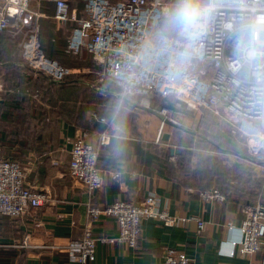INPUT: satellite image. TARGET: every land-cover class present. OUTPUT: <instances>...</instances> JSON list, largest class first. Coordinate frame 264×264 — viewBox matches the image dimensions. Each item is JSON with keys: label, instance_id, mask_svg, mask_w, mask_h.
Wrapping results in <instances>:
<instances>
[{"label": "built area", "instance_id": "obj_1", "mask_svg": "<svg viewBox=\"0 0 264 264\" xmlns=\"http://www.w3.org/2000/svg\"><path fill=\"white\" fill-rule=\"evenodd\" d=\"M54 4L53 18L59 26L69 22L77 25L70 32L65 53L79 57L84 51L91 54L99 69L101 81L113 80L122 95L131 90V98L155 96L172 99L186 111L208 112L221 120L232 135L245 137L248 143L264 140V26H255L264 16V0H206L213 11L204 16L196 39L167 35L163 29L164 13L175 0H0V39L8 31L23 33L20 44L24 61L36 72L61 83L72 70L57 60L48 58L40 41V19L45 15L43 2ZM72 5H82V16ZM253 28L254 43L261 49L260 59L250 63L243 51L237 52V41ZM3 85H0L2 91ZM170 108L159 106L162 118L158 134L168 123L178 124L167 114ZM108 124L105 118L92 117ZM117 137L114 129L89 133L79 131L70 152V176L88 192L104 185V174L118 181L119 171L103 172L98 168L100 150L111 145ZM97 141L96 146L92 139ZM264 150V144L261 147ZM250 155H257L252 145ZM264 161V154L262 156ZM34 160V159H33ZM264 173V170H263ZM26 169L9 158H0V215L18 219L42 208L50 199L48 192L38 190L26 181ZM204 202L223 203L227 196L217 188L200 191ZM243 221L240 239L232 242L231 256L236 253L252 256L264 251V199L242 206ZM89 223L80 242L67 248L68 258L76 264L95 261L97 239L92 223L102 217H112L118 235L101 239L135 248L141 236L144 220L154 219L165 226L196 222L199 230L206 223L198 217H175L160 210L155 196L140 202L116 201L100 207L88 206ZM162 264H196L184 254L167 251ZM264 264V263H263Z\"/></svg>", "mask_w": 264, "mask_h": 264}, {"label": "crops", "instance_id": "obj_2", "mask_svg": "<svg viewBox=\"0 0 264 264\" xmlns=\"http://www.w3.org/2000/svg\"><path fill=\"white\" fill-rule=\"evenodd\" d=\"M72 7H77L78 15L81 17L82 5H72ZM44 9L50 12H45ZM41 10L45 14L40 19L41 25L46 20H51L61 31L62 26L59 27L53 18L54 4L45 1L42 3ZM70 26L72 28L75 25L70 24ZM71 28L64 30V49L72 31ZM5 40L6 38L2 37L0 45L5 44ZM40 41L42 44L41 35ZM47 48L49 53H52V40L47 44ZM89 55V61L92 63V56ZM53 59L56 60V58ZM70 59L73 57L70 56ZM74 59L80 58L74 57ZM74 66L75 68H70L73 73L70 76L78 77L84 86H90L92 89L93 85L86 81L89 79L88 76L80 72L82 69L86 70L84 67L87 64L82 60ZM116 88L118 90L113 92L106 90L102 93L100 91L99 97L95 96V99L100 98V101H105L108 98L114 101L115 105L116 101L122 97L120 89ZM61 90H53V95L51 94L52 125L50 128L52 131L50 133L52 136H50L51 139L48 137L46 140L47 143L52 142L51 149L48 153L34 154V156L31 152L22 163L26 169L27 183L38 190L48 192L50 199L42 208L18 219L0 215V264H76L69 260L67 248L82 240L89 223L88 206L90 203L103 207L116 201L140 202L149 196L157 197L159 209L167 211L172 216H195L202 219L206 223L205 229L199 230L197 223L193 221L181 225L165 226L158 220L147 219L142 222L138 245L131 248L122 243L101 241V239L116 238L118 235L116 220L112 217H102L100 221L92 223L93 234L99 241L95 261L91 264H162L167 251L170 250L184 254L196 264L264 263L263 250L252 256H243L239 253L234 256L230 255L232 242L240 239L239 228L243 221L242 206L248 203H245L246 201L237 193L229 195L223 203L204 202L199 195L202 190L184 182V178L178 177L173 164L178 162L181 150L177 146H172L170 137L166 141L164 140L165 134L163 135L162 141L172 147L161 152L157 151L153 141L147 138L145 131L146 133L148 131L158 133L161 124L159 122L155 125L145 124L143 134L141 133L136 111L141 108L148 112V116L144 115L143 121L152 120L150 118L152 111L148 107L136 105L134 101H131L127 107L128 111H123L126 113L125 117H115L110 130L114 129L117 137L112 140L111 145L100 150L99 154L100 170L103 172L119 171L121 178L116 181L108 174H104L103 187L92 193L88 192L69 173L72 142L80 129L95 133L104 130L107 124L89 117V113L94 111L91 104L89 107L86 105L85 110L80 112L81 100L79 98L82 97V93L78 97V103H75L76 98L74 100L66 98L68 89L67 91L66 89ZM61 94L63 97L58 98L62 96ZM85 97L89 96L85 95ZM159 99L162 101L161 98ZM168 107L173 109L174 102L172 101ZM113 111L101 112L105 114L100 115L113 118ZM77 116H80L79 119ZM180 116V119L186 116L185 119L192 121L197 118V124L200 123L199 119H202L199 111H185L183 116ZM158 118L162 120L160 116H157ZM202 120L205 121L204 118ZM116 123H122V134L117 133ZM257 126L264 129L259 122ZM226 130L224 125L221 131L229 139ZM204 138L208 142L212 140L210 137ZM92 143L99 147L94 138ZM215 144L219 151L204 149L201 152L223 160L225 165L228 161L231 165L237 161H246L249 166L253 167L257 176L261 179L264 177L262 159L264 150L261 148L264 144L263 139H255L248 143L245 137L237 135L233 137V140L230 138L228 145ZM222 144L224 146H221ZM251 145L259 151L257 155L249 154L248 149ZM172 151H175L174 154L171 153ZM257 200L259 198L255 201ZM252 202L254 201H249V203Z\"/></svg>", "mask_w": 264, "mask_h": 264}, {"label": "trees", "instance_id": "obj_3", "mask_svg": "<svg viewBox=\"0 0 264 264\" xmlns=\"http://www.w3.org/2000/svg\"><path fill=\"white\" fill-rule=\"evenodd\" d=\"M201 2L204 1L201 0ZM45 12L50 11L46 10ZM45 22L41 25L40 29L43 51L48 58H56L59 63L64 65L69 61L70 56L65 53L63 47L65 38L62 28L61 31L60 28L58 30L57 25L51 20H46ZM165 33L170 36L177 34L176 32L174 34H170L169 32ZM51 40L52 53H49L47 44L51 43ZM10 54L8 52H0V70L3 71L4 78V88L0 93V145L1 147L6 146L8 148L11 155H8V158L23 163L29 153L32 152L36 155L37 151H41L42 145H48L45 138H50L47 132L52 124V91H56V89H62L61 91H65L66 89L67 91L68 89L69 92H66L68 95L66 98H72L73 100L76 98L74 102L78 103V97L81 92L79 83L81 85L83 83L78 77L74 76H67L61 83L54 82L44 74L31 69L25 63L22 55L15 56ZM105 82L109 84L108 86L110 88L114 87L115 90H118L113 80L106 78ZM95 90H91L93 98L95 96L99 97L98 93L100 92ZM62 97L63 95L58 98ZM152 98L155 100L159 99L155 96ZM105 101H110V99L107 98ZM79 117L77 118L79 119ZM111 117H106L109 123L105 125V129L102 131L110 130L112 123L115 121V117ZM216 120L209 121L212 125L211 132L213 136L210 142L202 136L195 137L192 140L183 139L180 142L186 145H196L197 148L205 150L218 149L215 143L222 142L226 145L230 144V138L233 140L235 135H232L231 131L227 129L226 134L229 138L227 139L225 133L220 130V124ZM11 127L20 130L12 132ZM86 131L94 133L93 131ZM50 149H47V151ZM190 154L206 157V159L214 162L209 171L211 184L207 185V189L217 188L227 197L237 193L246 201L245 203H249V201L255 202L259 196L264 195L263 178L261 179L257 176L258 174L252 170V167L246 161H237L235 164L227 166L222 163L223 160L210 156L208 153L199 154L195 150L193 152L190 151ZM184 155L185 152L181 150V153L178 155V162L173 164L176 167L178 177L184 178V182L190 183L200 190L206 189L200 183V179H197L198 175L203 176L204 170L195 167L190 169V167H187L183 162ZM216 163L221 164L223 170L220 171V169L216 168ZM98 168L100 169L99 159ZM180 171L183 173L180 174ZM190 177L194 179H190Z\"/></svg>", "mask_w": 264, "mask_h": 264}, {"label": "rangeland", "instance_id": "obj_4", "mask_svg": "<svg viewBox=\"0 0 264 264\" xmlns=\"http://www.w3.org/2000/svg\"><path fill=\"white\" fill-rule=\"evenodd\" d=\"M70 24H74L75 26L77 25L75 22H70L66 25H62V31H63V34H64V30H69L71 28ZM73 26L71 28L74 29ZM65 27V28H64ZM70 30V31H71ZM11 31V30H10ZM8 31L7 33H5L2 37H5L6 40H5V44L1 43L0 45V52H8V53H11L10 55H22L21 53V47H20V44L24 38V35L23 33H13V34H10L11 32ZM170 34H174L175 31H168ZM10 36V37H8ZM67 36V35H66ZM2 42V41H0ZM90 55L84 51L82 53L81 56H77L78 58L80 59H69V61H67L63 66L70 69L71 67H74V64H78L80 62H82V60L87 64L86 67H84V69H86L85 71H83V69L80 71L81 73H85L83 75H87L88 76V80H86L87 82L91 83L90 85H94V90L96 89L97 91H101L103 93L106 92H113L115 90L114 87H109L108 83L105 82V79L103 81H101V74H102V69H99V67H97L95 65V63L93 62L92 60V63L89 61ZM58 61V59H56ZM26 63V62H25ZM27 64V63H26ZM28 65V64H27ZM74 76V75H73ZM4 78H3V71L0 70V85H3L4 86ZM99 82V83H98ZM79 86L81 88V92L83 95L82 97L79 98L80 103H81V107L79 106V110L80 112L82 113L84 110H85V106L87 105L89 107V105L91 104V107L94 108V111L90 112L89 113V117H94V115H96V117H98L99 119L101 118H105L107 120V118L105 116H101L100 114H105V113H108V112H111L113 111L114 109V101H100L101 99L98 98V99H95L92 97V93H91V87H87V86H84L83 84L81 85L79 83ZM3 91V89H2ZM0 91V93L2 92ZM85 95L89 96V97H85ZM122 95V93H121ZM84 96V97H83ZM131 101H134V103L136 105H140L142 107H148L151 111H152V116L149 114V116H151L150 118L152 120H147V121H143V117L144 115H147L148 116V112H145V110H140L136 111V115H137V123L139 125H141L140 127V131L141 133L143 134V131H144V125L147 124H154L155 123H162V120H159V118L157 119V108L160 106H169L172 104V101L170 99L168 100H155L154 98L151 97H148V96H137V97H134V98H131ZM37 106V105H36ZM176 110H175V109ZM174 108L172 109L170 107V111L169 113L167 114V116L173 120H175L176 122H178V124H171V123H168L165 125V128H164V131L162 134H158V133H155V131L153 132H147L145 131V134L147 135V138L149 140H152L153 143L156 145V149L157 151H164V150H168V149H171L172 146H177L180 150H182V152H185V155L183 156L184 160L183 162L186 164L187 167H190V169H192L193 167L195 168H200L204 170V173H203V176L202 175H198L197 176V179L199 178L200 180V183L203 184V187H206L207 189V185L211 184V181L209 179V171L211 169V167L213 166L214 162H212L211 160L209 159H206V157H202V156H198V155H194V154H190V151L193 152V151H198L199 154H203L201 151L204 150V149H201V148H197L196 145H186V144H182L180 141L181 140H185V139H188V140H192L194 139L195 137H198V136H202V137H213L212 136V125L210 124V122L213 120V118L217 119L218 120V123L220 124L219 127H220V130H223L224 129V125L222 124L221 120H219L218 118L214 117L213 115H211L210 113L208 112H203L201 111L200 112V115L202 116V119L204 118L205 120L207 121H203L202 119H199V122L200 123H196V121H198L197 118H194L193 121L191 119H185V117L183 119H180V115L183 116V113L186 111L183 107H180L176 104H174ZM174 110V111H172ZM128 111V110H127ZM101 112H105V113H101ZM188 112V111H186ZM180 114V115H179ZM125 117L126 116V113H123V110L121 111L119 117ZM79 117V116H77ZM153 117V118H152ZM197 117V116H196ZM188 118V117H187ZM93 119V118H92ZM98 121V120H96ZM108 121V120H107ZM188 121H191L190 123ZM210 121V122H209ZM16 123V122H15ZM109 123V121H108ZM196 123V124H195ZM190 124H192L190 126ZM52 125V124H51ZM155 127V126H154ZM210 127V129H209ZM11 131H19L20 129L18 128H12L11 127ZM229 130V129H228ZM52 131L51 128L48 129V132L47 133H50ZM79 131H86L85 129H80ZM159 132V131H158ZM168 135L170 137V142L172 144L171 145H168L166 144L165 142L162 141V137L163 135ZM50 136H52V133H50ZM130 138V137H129ZM46 140L48 139V137L45 138ZM51 139V138H49ZM131 139V138H130ZM212 139V138H211ZM222 143V142H220ZM218 144V143H217ZM45 146V147H44ZM52 146V142L50 141L48 143V145H42L41 146V151H37V154H45V153H48L47 149L51 148ZM221 146H224L223 144ZM169 147V148H168ZM216 151H219L218 149H215ZM209 151V150H208ZM8 155H10V152L8 151V148L5 146V147H1L0 145V158H6ZM32 155L34 156V154L32 153ZM11 156V155H10ZM8 158V157H7ZM28 158V155L27 157ZM35 158V157H34ZM11 159V158H9ZM17 162H19L17 160ZM229 162V161H228ZM227 162V166H231V163H228ZM20 163V162H19ZM224 165H225V162L223 161L222 162ZM236 162H234L233 164H235ZM22 165V167L24 168L23 164L20 163ZM216 168L223 170L222 169V165L219 164V163H216ZM25 169V168H24ZM252 170L253 167H252ZM183 172L180 171V174H182ZM264 178V177H263ZM190 179H194L192 177H190ZM196 180V179H195ZM264 182V181H263ZM29 184V183H28ZM30 185V184H29ZM205 189V188H204ZM204 189H201V190H204ZM263 195V194H262ZM264 199V195L263 196H259V199Z\"/></svg>", "mask_w": 264, "mask_h": 264}, {"label": "clouds", "instance_id": "obj_5", "mask_svg": "<svg viewBox=\"0 0 264 264\" xmlns=\"http://www.w3.org/2000/svg\"><path fill=\"white\" fill-rule=\"evenodd\" d=\"M211 3H201V0H175V3L165 10L163 31H175L190 42L194 41L198 35V28L204 16L213 11ZM255 26H264V16L258 17ZM253 28L248 29V35L237 41V52L243 51L250 63L255 64L261 56V49L252 43ZM257 76L264 78V72L257 70ZM131 103V90L126 89L125 93L114 105V117H118L121 111H126ZM116 131L123 133L122 123L115 124Z\"/></svg>", "mask_w": 264, "mask_h": 264}, {"label": "water", "instance_id": "obj_6", "mask_svg": "<svg viewBox=\"0 0 264 264\" xmlns=\"http://www.w3.org/2000/svg\"><path fill=\"white\" fill-rule=\"evenodd\" d=\"M164 140H166V141L169 140V136H168L167 134L164 136ZM174 152H175V151H172L171 153L174 154ZM177 152H179V151H177Z\"/></svg>", "mask_w": 264, "mask_h": 264}]
</instances>
